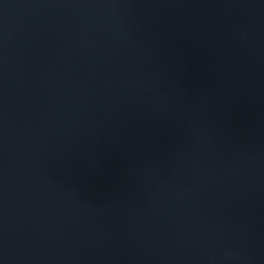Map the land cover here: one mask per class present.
Masks as SVG:
<instances>
[{"label": "water", "instance_id": "95a60500", "mask_svg": "<svg viewBox=\"0 0 264 264\" xmlns=\"http://www.w3.org/2000/svg\"><path fill=\"white\" fill-rule=\"evenodd\" d=\"M0 264H264V0H0Z\"/></svg>", "mask_w": 264, "mask_h": 264}]
</instances>
